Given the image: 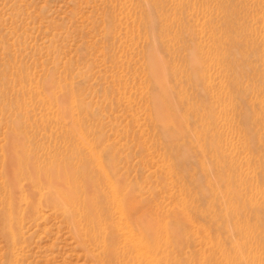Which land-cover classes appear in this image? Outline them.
Segmentation results:
<instances>
[{
	"label": "rangeland",
	"instance_id": "rangeland-1",
	"mask_svg": "<svg viewBox=\"0 0 264 264\" xmlns=\"http://www.w3.org/2000/svg\"><path fill=\"white\" fill-rule=\"evenodd\" d=\"M10 146L43 204L0 237V264H109L103 237L131 254L112 264H264V0H0L12 224ZM69 181L65 212L51 196ZM88 185L131 193L137 221L109 207L88 240Z\"/></svg>",
	"mask_w": 264,
	"mask_h": 264
},
{
	"label": "bare ground",
	"instance_id": "bare-ground-1",
	"mask_svg": "<svg viewBox=\"0 0 264 264\" xmlns=\"http://www.w3.org/2000/svg\"><path fill=\"white\" fill-rule=\"evenodd\" d=\"M12 145H13V143H12ZM19 153L17 154L11 148V146H10V148H7L4 152V160H5V162H4L5 166L4 167H5V169L3 171V178H2L3 179V187L2 188H3V194L5 196L7 208L9 207V210L6 213L8 215L14 214V218H12L14 220V222L12 224H9L7 222V220L5 219V217L0 216V237L2 236L4 238H6L5 243L7 245H9V244L15 245L18 242V239L16 238V233H17L18 223H19L18 219L19 218H21V219L25 218L26 219V218L33 217L36 209L38 207L42 206V204H43V199L39 198V194L37 191L32 190L33 188H31L30 185L27 183L25 185H23V184L21 185L19 180L17 179L18 176L16 174L17 173H18V175L20 174L18 171L22 170L21 169L22 167L24 168V170L27 168V167L25 168L21 164L22 162L23 163L26 162L25 159H24L25 162L22 161L23 160L22 158H24V155L22 154L23 155L22 156ZM25 164H27V162ZM20 166H22V167L20 168ZM31 166L33 167V164ZM34 171H35L34 168L32 169L31 167H29L25 170V173L28 176H26V177L23 176L27 180H29V183H32V184H36V182H37V180H36L37 176H35L36 174L34 173ZM99 174H102V173H99ZM103 179H105V178H103L102 175L96 179V182L99 184V185L97 184L98 185L97 188L99 187L101 190L106 185V180H103ZM54 185H57L56 182ZM75 188H76V185L74 183H70V181H69L67 183V187H65V188L63 187V190L60 193L61 195L56 196L55 194L52 193V196H51L52 199L65 212H69V210H67L66 206L75 207L74 205H76V203H77V199L75 198V194H76ZM92 188L93 187L91 185L86 186V189L88 192V199H87L86 204L84 206L81 205L82 207H80V217H81L82 221H84L85 224L87 225L86 236H87L88 240L94 241V240H96V237L101 236L106 231L105 224L101 225L100 222H98L97 213L102 214L104 216L108 212L107 209L109 207H111V208L116 207L115 211L119 210V216H121V217L126 216L125 220L127 222L131 221L132 223H135L137 221V218L134 216H133V218L128 217V214L132 215L133 210H134V208L132 206V196L130 195L131 193L130 194L126 193L122 198H119L116 195H114V193H112V192L104 193L102 191L103 192V198H97L93 194L94 192H92ZM21 206H23V208L26 207V209L20 210ZM20 211H21V216H19ZM73 215H74V213H73ZM111 217L114 219V216L112 213H111ZM95 218H96V222H94ZM140 219H144V216ZM140 221H142V220H140ZM108 222L110 223V225L113 224L112 220H110V219H108ZM75 224H76V222H75ZM151 227H153L155 229L153 236H152L153 246H154L156 243H158L157 241L163 239L164 233H162L160 231L157 222L156 223L154 222L152 224L150 223V228ZM111 239L112 238L110 236V240ZM134 240H136V239H134ZM102 243L104 246L105 260H107V262L109 264L117 262L121 259H130L131 258V254L128 253V250H124V251L119 252L115 248L107 249L108 241L105 237L102 238ZM133 244H134V247L142 246L141 241L138 242V240L134 241ZM144 249H145V247H144ZM106 250H107V252H105ZM147 263L148 264H154L152 261H150V262L147 261Z\"/></svg>",
	"mask_w": 264,
	"mask_h": 264
}]
</instances>
